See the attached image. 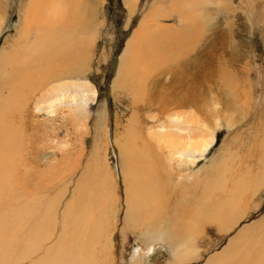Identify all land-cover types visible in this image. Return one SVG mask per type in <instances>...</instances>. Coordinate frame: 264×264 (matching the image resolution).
Listing matches in <instances>:
<instances>
[{"label":"rangeland","instance_id":"1","mask_svg":"<svg viewBox=\"0 0 264 264\" xmlns=\"http://www.w3.org/2000/svg\"><path fill=\"white\" fill-rule=\"evenodd\" d=\"M39 1L43 6L0 0V53L16 51L18 63L40 52L46 41L36 30L48 22L46 14L56 13ZM132 8L128 13L126 0L99 4L84 68L71 82L85 86L90 98L95 92L83 111L56 107L49 117L35 110L43 91L19 92L28 93L25 113L41 140L37 164L22 151L8 162L19 185L4 191L0 264L24 256L19 264H56L74 254L78 264L104 254L108 262H160L172 258L175 239L187 249L175 256L197 261L234 244L236 235L243 237L235 246L262 247L258 254L250 247L252 262L264 256V222L252 231L264 221V184L256 185L264 167V0H134ZM41 9L28 21L29 12ZM141 28L146 35L130 58L124 87L117 88L119 59ZM84 37L78 32V41ZM25 131L20 144L29 139ZM211 138L201 157L181 155L189 140L201 145ZM126 153L133 165H125ZM24 216L36 235L24 231ZM62 224L76 233L59 232ZM95 242L104 253L93 254Z\"/></svg>","mask_w":264,"mask_h":264},{"label":"bare ground","instance_id":"2","mask_svg":"<svg viewBox=\"0 0 264 264\" xmlns=\"http://www.w3.org/2000/svg\"><path fill=\"white\" fill-rule=\"evenodd\" d=\"M37 1L38 0H35L34 2L35 6H38V3L40 4V6H43L44 2L41 1L37 2ZM46 2L49 3L50 6H52V8L54 7L53 9L55 11L53 10L51 13L53 12L56 13H53L52 17L49 18H48L49 13L46 14L44 19L46 21L48 19V22L46 23L45 26H43V24L40 25L42 32L40 31L39 28L36 30L37 38L39 36H42V38L45 37L44 41H46L44 43L40 42L41 45L40 47H38L40 49V52L39 50H37L35 55L34 52H32L31 58L33 59H30L31 61L29 63L25 62L24 64L22 62L21 63L17 62V59L15 57L16 51L14 50L9 53H7L6 51L0 53V212L5 209H8V205L5 200V193H4L6 186L12 183L18 184V181L13 179L12 177L13 174L11 173L14 164L10 163V167H9L8 162L14 160V157H18L19 151H22L29 155L32 154V157L30 159L31 163L34 164L38 163L36 158L38 157L39 154L35 147L37 146L38 140L39 139L41 140V137L39 138L37 135V131L39 129H37L38 128L37 124L32 123V116L28 113L27 114L25 113V104L27 103L26 96L28 95V93L26 95H21V93L19 92H21L23 89H27L25 90L27 92H29L31 89L33 90L38 89L40 91H43V95H41V98L35 101V110L38 113L45 112L46 115H48L49 117H52L54 115L56 107L66 108L67 112L73 111V113L83 111L82 109L85 108L88 102L93 101L95 99L94 91L91 92V98H90L88 97V94H86L85 86L72 84L71 82L72 80L74 79L76 80L79 78L80 73L84 68L85 60H86L85 51L88 49V45L92 40V36L90 35L92 31H94L95 25L99 22V18H100L98 8H99V4L101 3V0H97V1L96 0H46ZM133 3L134 0H126V7L128 8V13L130 12V14L133 12V8H132ZM42 10L44 9L39 10V12L37 11L38 13L36 15H33V12H29L28 21L34 20L32 18H35L36 16L38 18L41 15L39 13H41ZM41 20L43 21V19ZM52 23L55 24V29L53 30V32L50 31V33L48 34L46 33L47 30L46 28L50 27ZM139 25H141V23ZM44 27L45 29H43ZM80 31L81 32L85 31V37L84 40L82 41L80 39L79 41L77 40L78 32ZM144 32L145 31L142 28L137 29L134 35L132 36L131 41L128 44H126L123 53L119 59L120 60L119 66H118L116 78L115 80H113L114 81L113 86L117 88L121 87L124 85L125 81H127L130 74L129 70L131 67L130 65L132 63L131 59H133L132 55L133 56L136 55L134 53L138 46V43L142 35L143 34L146 35ZM49 37L50 39L48 40ZM129 51L132 52L131 55H129L128 53ZM135 65L136 68H138L137 64ZM46 68H48V71L45 72L44 74H41V70ZM63 80L70 82H68L67 84L64 83L63 85L62 84L59 85L60 84L59 83L58 86L55 89H52L50 92L44 91L45 88L50 83L56 82L57 84V82ZM87 93H89V90H87ZM27 119L29 120L28 125H26ZM23 125H25L24 129L26 130L24 134L27 133L29 139L27 143L25 142L24 144L22 143V141H20L21 144H23L21 145L20 143H18V137H20V135L23 133L24 129L21 130V128H23ZM193 143H198V142H193L189 140L187 144L184 143L181 149L188 150V152H184L181 155L183 156L191 155L193 158L201 157V155L212 144H214V138H211V140L207 143L199 142L201 145H196ZM194 160L197 159H192V161ZM124 162L126 166L133 165L132 156L130 157L127 153L124 154ZM141 162H143V160ZM142 164L144 165V163ZM18 180L21 184L25 183L24 186L26 187L28 186L27 179L25 178V176L19 177ZM256 183H257L256 185L260 187L261 185L264 184V167H263V172H261L260 177L257 179ZM27 188L29 190V187ZM33 189L34 188H32V190ZM129 198L128 200L130 201L131 198L130 199ZM141 199L142 198H140V200ZM10 201H12V199ZM25 211L28 212L27 210H24V212ZM17 212L19 214L23 213L21 210H17ZM65 213H68L67 210L65 211ZM6 214L7 212L0 214V221H3L8 217L6 216ZM27 214H29V212ZM24 218H27V216H24L23 219ZM27 221H29L28 218L26 219L25 222L26 228L25 227L23 228L25 229L24 231L30 234L31 236L36 235L35 232L37 231V229L36 227H34L35 224H30ZM6 226H7L6 229L10 228L8 227V224ZM68 227H69L68 224L67 225L62 224L60 226L59 232L61 233L66 232L65 229H68ZM260 227L261 224L259 226L254 225L252 231L259 232V230L261 229ZM68 231H69V235L70 233L73 232L76 233V229L74 230L68 229ZM67 242L68 240L65 243ZM4 253L5 251L0 250L1 263H3L2 261H3ZM71 256L72 255H70V257ZM45 257L48 256L46 255ZM24 259H26V256L18 259L14 258L13 260H11L10 263L19 264ZM43 262H44L43 260H34L31 263L42 264ZM46 263H48V261ZM69 263L78 264L77 256H75V254L73 255V257L68 259L66 258L63 259L61 257L57 258L56 261V264H69Z\"/></svg>","mask_w":264,"mask_h":264},{"label":"crops","instance_id":"3","mask_svg":"<svg viewBox=\"0 0 264 264\" xmlns=\"http://www.w3.org/2000/svg\"><path fill=\"white\" fill-rule=\"evenodd\" d=\"M261 223V226L263 224V219L261 221H259ZM169 224L170 226L172 225L173 228H174V224L173 223H170L169 221ZM170 229H172V227H170ZM244 234H249L250 232L248 230H244ZM247 231V232H246ZM243 234V235H244ZM243 236H238L236 235L235 238H232L231 240H233L234 244H231V245H224L221 247L220 250H217L215 252H211L212 254L206 258V259H203V260H197V261H181L179 259V256H175L176 253L179 255V254H182L184 253V251H186L187 249H184L185 248V245L182 244V243H178L175 240H173V243H170L172 246V250H171V255H172V258L170 259H165L163 261H160V262H154V261H142V260H127V261H118V262H108L105 258V254H104V259H103V256L100 255V259H98L97 261H93L91 260V262H89V264H264V256L262 258L259 257L258 255V259L256 258V261L252 262L250 259H251V256L249 255L251 253V250H252V247H257L256 249L252 250V253L253 251L255 253L258 254L259 250L262 248L261 246H258V245H253L252 247L251 246H235L236 243H238L237 239L239 238L241 240ZM230 240V242H231ZM229 242V244H230ZM239 244V243H238ZM190 249L192 246H189ZM251 247V250L249 251ZM105 250V249H104ZM92 252L94 254V252L97 254V253H100L102 252V250L99 248L98 244H96L95 242V247H94V244L92 246ZM103 253V252H102ZM101 253V254H102ZM106 253V252H105ZM88 264V263H86Z\"/></svg>","mask_w":264,"mask_h":264}]
</instances>
